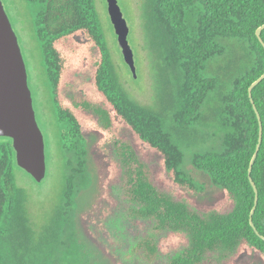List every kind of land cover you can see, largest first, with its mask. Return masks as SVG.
<instances>
[{
	"label": "trees",
	"instance_id": "obj_1",
	"mask_svg": "<svg viewBox=\"0 0 264 264\" xmlns=\"http://www.w3.org/2000/svg\"><path fill=\"white\" fill-rule=\"evenodd\" d=\"M29 1L54 107L62 187L54 216L38 228L16 181L11 139L0 138V264L45 262L58 248L72 249L81 264H98L79 239L75 217L76 198L91 180L90 134L113 154L128 215L152 224L127 258L151 264L164 253L167 264H226L254 254L264 264V240L250 225L255 192L248 177L259 137L255 105L262 140L251 170L258 193L252 220L264 235V79L252 89L253 103L248 93L264 72L256 35L264 0H142L152 105L123 86L94 0ZM186 150L221 189L212 205L194 202L203 187L183 169ZM159 233H169L168 246Z\"/></svg>",
	"mask_w": 264,
	"mask_h": 264
},
{
	"label": "rangeland",
	"instance_id": "obj_2",
	"mask_svg": "<svg viewBox=\"0 0 264 264\" xmlns=\"http://www.w3.org/2000/svg\"><path fill=\"white\" fill-rule=\"evenodd\" d=\"M2 1L18 35L26 62L36 118L45 139L47 172L43 181H32L23 169L18 166L14 168L17 184L26 190L28 196L27 208L30 219L39 228L54 216L56 205L60 202L62 157L59 151L57 125L41 49L34 37L32 27L33 4L29 0ZM117 2L129 27L127 38L134 55L136 75L132 74L123 60L108 15L106 0H94L112 60L123 86L132 98L142 104L152 105L155 102V82L150 68L151 59L145 48L141 18L142 0H117ZM88 151L91 180L88 187L76 198L75 217L81 243L90 253V259L98 264H147L134 258H127L126 254L137 239L151 231L152 224L133 219L128 215L127 203L122 199L115 183L116 165L113 154L108 146L98 143L96 134L88 136ZM191 152L190 150L184 152L183 169L203 187V192L194 198V202L201 207L212 205L220 198L221 189L212 185L208 176L192 165ZM168 234L157 235L167 246ZM63 239L64 237L59 238V240ZM172 241H177V238H173ZM72 252V249L67 248L65 251L58 248L49 254L45 262L39 259L37 264H81V260L75 259ZM168 258L164 253H160L151 264H167ZM226 264H261V261L254 254H243Z\"/></svg>",
	"mask_w": 264,
	"mask_h": 264
},
{
	"label": "water",
	"instance_id": "obj_3",
	"mask_svg": "<svg viewBox=\"0 0 264 264\" xmlns=\"http://www.w3.org/2000/svg\"><path fill=\"white\" fill-rule=\"evenodd\" d=\"M106 3L123 60L135 76L134 55L127 38L129 27L117 0H106ZM263 29L264 23L257 28L256 35L264 47V41L261 38ZM263 79L264 72L250 84L248 88L250 98L253 87ZM251 102L253 103L252 98ZM253 109L259 121V137L248 170L249 181L255 192L254 205L250 212V225L264 240V235L258 231L252 220L258 193L251 177V170L262 140L260 115L255 105ZM0 137L11 139L17 166L30 175L35 182L43 181L47 172L44 134L36 118L26 62L18 35L2 0H0Z\"/></svg>",
	"mask_w": 264,
	"mask_h": 264
}]
</instances>
